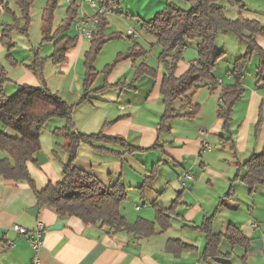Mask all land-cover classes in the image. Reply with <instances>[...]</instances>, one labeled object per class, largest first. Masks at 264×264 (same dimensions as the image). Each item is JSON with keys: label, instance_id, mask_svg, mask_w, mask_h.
Returning <instances> with one entry per match:
<instances>
[{"label": "crops", "instance_id": "obj_1", "mask_svg": "<svg viewBox=\"0 0 264 264\" xmlns=\"http://www.w3.org/2000/svg\"><path fill=\"white\" fill-rule=\"evenodd\" d=\"M114 1L113 11L121 13L124 7L120 0ZM248 1L243 11L238 7L226 8L225 17L230 20L242 17L264 26V0ZM168 2L174 3L172 0H152L147 19H152ZM47 3L48 0H33L28 35L11 32L8 37L14 46L7 51L1 43V28L4 24H11L12 19L5 12L4 5L16 16H19V10L12 0H0V66L7 78L2 85L3 93L11 96L17 92L18 86L41 87L44 84L72 108L71 127L75 132L120 138L133 147L132 152H127L118 143L81 144L73 165L106 188L120 184L125 199L119 205V213L125 222L128 225L138 220L154 223L155 232L143 236L138 232L122 230L111 233L106 227L84 226L77 217L58 216L48 205L39 207L26 183L0 176V264H29L32 256L29 242L14 231L13 226L32 232L38 221L44 225L43 246L39 252L41 264H264V187L256 185L249 188L241 182L244 169L239 167L251 155L260 152L264 145V81L257 84L255 79L258 61L254 63L250 81L245 84L243 79V93L231 112L229 135L223 131L222 120L216 116L219 98L215 103V93L209 95L206 102L197 103L199 110L190 118L175 116L186 112L182 111L180 103L175 102L174 112L167 119L165 129H159L164 114L160 94L162 67L156 57L155 68V65L146 63L147 48L155 50L157 47L156 39L140 29L141 22L148 20L126 6V14L134 20V17L138 18V31L132 30L125 21L128 29L124 35L117 32V28L113 30L110 26L112 19L103 16L106 21L103 35L119 37L101 47L92 64L94 74L85 89L84 55L90 48L91 39L77 36L75 19L53 41L42 42V20ZM70 5L58 0L53 32L66 18ZM75 5L78 15L93 16L96 13L86 3L77 2ZM129 30L136 36L128 35ZM63 36L75 39V44L65 52V62L53 65L49 59L53 45ZM118 41L122 43H116ZM256 44L264 53V38H256ZM134 45L145 55L136 60L120 61L106 76L103 69L108 64L103 68L96 66L101 56L115 58ZM35 52L39 58L46 59L41 80L29 68ZM190 52L189 58L183 54L177 63L176 77L197 59V45L196 48L191 47ZM142 64L155 69L156 75L153 78L142 76L132 84L135 68ZM216 78L221 85L232 83L228 74L226 79ZM206 107L207 110L204 109ZM66 125L63 118L54 117L39 133L40 149L27 163L30 178L38 191L61 179L62 162L66 158L62 150L66 143L63 130ZM56 130L59 131L55 133ZM0 134L19 137L17 132L1 123ZM216 138L225 146L212 152L209 142ZM227 138L229 141L224 142ZM93 147L113 150L119 156ZM6 157L0 151V159ZM152 170L156 174L148 180ZM184 173L193 176L185 186L179 182ZM229 193L231 195L227 197ZM172 205L176 206L169 214L170 225L161 231L155 222L154 206L168 209ZM206 218L212 220L213 235L222 236L229 226H233L239 228L247 245L231 246L221 238L217 248L220 256L205 257L207 238L198 227ZM54 225H60V228H52ZM171 240L180 241L189 248L173 252L167 247Z\"/></svg>", "mask_w": 264, "mask_h": 264}, {"label": "trees", "instance_id": "obj_2", "mask_svg": "<svg viewBox=\"0 0 264 264\" xmlns=\"http://www.w3.org/2000/svg\"><path fill=\"white\" fill-rule=\"evenodd\" d=\"M12 1L19 10V16H16L7 5H4L5 12L12 19L11 24H4L1 28V43L7 51L14 46L8 37L11 32L16 31L22 35H28L30 10L33 6V0ZM57 2L58 0H48L44 9L42 42L53 41L56 36H59L73 23L78 15L77 6L71 4L66 18L56 32H53V16ZM185 2L189 5L187 10L177 7L173 2H168L165 8L155 14L152 19L141 22V31L154 37L159 48L156 60L162 67L160 94L164 106V114L160 120L159 129H165L167 119L174 112L173 105L175 102L180 103L181 109H187L186 112L175 114V116L188 118L195 116L199 110V105L193 104V95L201 87H208L211 92L219 90L216 116L222 120L223 131L229 135L231 112L243 93L244 70L253 55H256L259 59L255 76L257 84L264 81V53L256 44V38H264V26L257 21L242 17L237 20H230L225 17L224 10L227 7L244 9L245 6L240 0H185ZM115 3L114 0H107L105 7L112 8ZM104 27H106V21L102 15H99L98 25L92 35L90 48L84 55L86 68L85 89L89 87L90 78L94 74L92 64L101 47L111 39L119 37V35L114 34L104 36ZM219 29L231 32L245 45V53L234 61L232 70L227 72L232 78V83L228 85H221L214 75L218 60L224 54L215 46ZM193 40L199 41L197 44V59L189 64L182 75L176 77L177 63L182 59L186 42ZM74 44L75 39H70L67 36L56 40L53 45V53L49 57L52 64L60 65L65 62V52ZM144 55V51H137L135 45L131 46L124 53L117 54L112 63L105 66L103 73L105 76L108 75L122 60H136ZM33 58L29 68L41 80L46 59L39 58L36 52ZM155 75V69L144 64L139 65L135 68L132 84L142 76L153 78ZM6 80V72L0 66V123L4 127L17 132L19 137L0 134V151L7 155L6 158L0 159V176L6 180L26 183L32 189L39 207L48 205L58 216L77 217L84 226L106 227L108 232L111 233L126 230L128 232H138L143 236L154 234V223L138 220L133 225H128L120 215L119 205L125 199V192L120 184L106 188L88 173L77 169L73 165L77 157V149L81 144L92 146V142L118 143L124 146L127 152H132L134 148L126 145L120 138L109 139L102 137L100 134L85 135L75 132L71 127L72 108L66 105L44 84L41 87L21 85L18 86L15 94L6 96L2 89V85ZM54 117L63 118L67 124L63 129L66 143L62 146L66 158L62 162L60 181L56 184L49 183L44 189L38 191L30 178L27 163L33 160V155L40 149V131L45 123ZM58 131L56 130L55 133ZM222 138L221 140H223ZM229 139L227 138L224 142L229 141ZM93 148L97 151L105 150L119 156V153L113 150ZM239 167L244 169V174L240 177L241 182L249 188L256 185L264 187V145L260 152L251 155ZM155 174V170H152L148 180L153 179ZM230 195L229 193L226 196L229 197ZM175 206L172 205L168 209L154 206L155 222L159 225L161 231H165L169 227V214L173 213ZM211 224L212 220L206 218L198 227V230L203 232L207 238L204 250L205 257L220 256L217 248L221 238H225L231 246L247 245V240L242 236L239 228L229 226L224 235H213ZM167 247L173 252L189 248V246L177 240H171Z\"/></svg>", "mask_w": 264, "mask_h": 264}, {"label": "rangeland", "instance_id": "obj_3", "mask_svg": "<svg viewBox=\"0 0 264 264\" xmlns=\"http://www.w3.org/2000/svg\"><path fill=\"white\" fill-rule=\"evenodd\" d=\"M151 1L152 0H120V5L124 7L123 11L121 13H119L118 11H115V12L113 11L111 14H107V19L108 20L112 19L110 21V26L113 28V30H115L114 28H117V30H118L117 32H120V33L125 35L128 27L125 26L124 22L128 21L127 22V23H129L128 26L132 30L137 32L138 31V26H137V19L138 18L134 17L136 19V20H134L131 17V15L128 16L126 14L125 7L127 6L131 10V12H135V13L139 12L142 19L149 20L150 18L149 19H147V18L149 15V7H150ZM172 1H174V3L176 4L177 7L181 8L183 10H187L189 8V5L183 0H172ZM241 2H243L244 6H247V3L249 1L248 0H241ZM227 8L231 9L232 7H227ZM240 10L243 11V9H240ZM226 14L229 15L230 14L229 11H227ZM125 40H127V39H124V41ZM198 42H199L198 40L186 42V47L183 51L184 56L187 55L186 58H189L188 57L189 55L191 56V54H192L190 52L191 47L196 48V45L198 44ZM116 43H122V42L118 41ZM215 46H216V48L221 50L224 54H223L222 58H220L218 60L217 67L214 71V75L216 77L226 79L227 71L232 70V66H233L234 61L245 53V45L242 44L238 40V38L235 35H233L231 32L225 31L223 29H219L217 31V35H216V39H215ZM147 50H148V56L146 59V63L150 64V66L155 65L154 66V68H155L157 66L156 62H155V57L159 52V48L156 47L155 50H151L150 48H147ZM113 59H114V57L101 56L100 58H98V60L96 62V66L98 68H103L104 65L110 64L113 61ZM256 61H258V58L256 55H253L251 57V59L246 64V67L244 70L245 71V77H244L245 84H247L251 79L250 73L253 72V70H254L253 66H254V63ZM218 91L211 92L210 90H208L207 87H201L194 94L192 102H193V104H197L200 102H206L209 98V95L215 93L214 94L215 95L214 96L215 103H218V98H219V92ZM204 109L207 110V107ZM186 110L187 109H183L182 111H186ZM209 144H210L212 152H214V151L217 152L218 150L220 151V150H222L223 146H225V144L218 141V138H216L213 142H209ZM224 149H227V148L225 147Z\"/></svg>", "mask_w": 264, "mask_h": 264}, {"label": "built area", "instance_id": "obj_4", "mask_svg": "<svg viewBox=\"0 0 264 264\" xmlns=\"http://www.w3.org/2000/svg\"><path fill=\"white\" fill-rule=\"evenodd\" d=\"M66 3L75 4L77 2L86 3L90 8L95 10V15L89 16L84 13L79 14L75 20L74 28L76 34L81 39H91L94 34L97 25L99 15L111 14L113 10L107 8L103 5L106 0H64ZM128 35L136 36L131 30L127 31ZM206 149H209L207 145L204 146ZM193 180V176L190 173H184L180 178L179 182L181 185L185 186L186 183ZM13 230L16 231L19 235L25 236L29 242L32 256L29 264H41L39 252L43 246V232L44 225L41 221L36 223V226L32 232H28L26 229L19 227L17 225L13 226Z\"/></svg>", "mask_w": 264, "mask_h": 264}, {"label": "water", "instance_id": "obj_5", "mask_svg": "<svg viewBox=\"0 0 264 264\" xmlns=\"http://www.w3.org/2000/svg\"><path fill=\"white\" fill-rule=\"evenodd\" d=\"M52 228L58 229V228H60V225H54Z\"/></svg>", "mask_w": 264, "mask_h": 264}]
</instances>
